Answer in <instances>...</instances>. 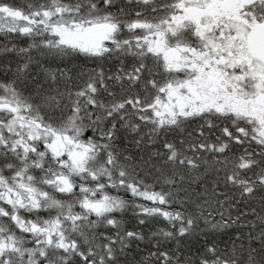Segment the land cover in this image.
<instances>
[{"label":"snow or ice","instance_id":"1","mask_svg":"<svg viewBox=\"0 0 264 264\" xmlns=\"http://www.w3.org/2000/svg\"><path fill=\"white\" fill-rule=\"evenodd\" d=\"M0 264H264V0H0Z\"/></svg>","mask_w":264,"mask_h":264}]
</instances>
